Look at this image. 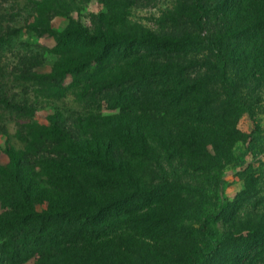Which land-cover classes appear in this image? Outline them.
I'll return each mask as SVG.
<instances>
[{
	"label": "trees",
	"instance_id": "16d2710c",
	"mask_svg": "<svg viewBox=\"0 0 264 264\" xmlns=\"http://www.w3.org/2000/svg\"><path fill=\"white\" fill-rule=\"evenodd\" d=\"M99 1L118 14L100 13L92 32L76 23L65 33L45 29L58 43L53 68L46 74H21L36 95H6L0 82V135L18 142L4 150L10 171L0 170V264L26 262L51 223L56 226L51 233L73 251L69 259L82 264H98L99 258L110 264H264V211L252 214L256 221L244 229L246 236L235 218L237 229L226 240L212 226L230 223L226 204L204 208L210 204L208 181L221 196L225 162L241 137L236 121L244 113L252 117L241 91H264V0H176L170 24L176 28L179 22H192L198 35L183 31L178 37L141 36L124 21L130 6L150 0ZM59 7L70 16L69 7ZM146 41L157 50L135 51ZM77 45L86 60L67 48ZM89 67L104 73L90 83L76 81ZM66 78L79 98L101 96L114 113L97 109L83 118L80 112L59 109L50 101L68 92ZM41 105L52 110L43 125L35 119ZM6 111L15 115L14 134L5 124ZM257 129L255 124L253 132ZM77 160L88 167L72 163ZM216 160L221 162L217 176L196 182ZM185 168L196 177L193 181L180 180ZM178 197L180 204L175 203ZM43 205L47 211H38ZM117 206L124 216L112 218ZM185 206L195 223L181 230L189 237L201 235L203 244L181 238L179 243L169 238L166 245L158 239L151 244L132 233L167 223L183 225ZM112 220L116 227L128 225V238L116 241Z\"/></svg>",
	"mask_w": 264,
	"mask_h": 264
},
{
	"label": "rangeland",
	"instance_id": "374dc122",
	"mask_svg": "<svg viewBox=\"0 0 264 264\" xmlns=\"http://www.w3.org/2000/svg\"><path fill=\"white\" fill-rule=\"evenodd\" d=\"M59 5L69 7V17L61 13L64 12V9H60ZM176 7V0H150L142 2L129 7L127 11L128 14L125 17L126 20L124 21L128 26H136L135 28L141 36H143L144 33L154 32L158 37H164L162 35H168V33L171 36L178 37L183 31L190 32L193 36H198L196 25L194 23L192 24V22L187 24L179 22L176 28L170 24L169 20L176 12ZM102 12L110 17H114L118 14L117 9L113 10L106 8L99 0H0V35L2 36L0 40V82H3L5 85L6 95H18V98L22 97V93L24 92L30 96L33 94L36 95L34 85L21 78L22 72L30 70L39 74H46L53 68V64L57 59L55 52L58 43L57 39L53 37L51 33H47L45 29H50L56 33H65L78 24L92 32L94 27H97L98 24L97 16ZM200 33L205 34L203 29H200ZM7 34L12 35L9 41H7ZM146 42L144 46H137L139 49L135 51L157 50V48L153 47L151 42ZM67 48L72 50V52L75 51L79 60H86V56L83 52L81 53L78 51L82 50L79 45L76 47L68 46ZM202 52L203 51L198 52V55L202 54ZM194 56H196V52H194ZM113 70L115 71L116 69L113 68ZM97 73L102 74L104 71L96 72L90 67L89 69H83V75L77 76L76 81H80L83 78L88 83L93 82L94 76ZM64 83V86H67L68 89L65 96L60 98L57 102L50 101L57 105L59 109L80 112L83 118L89 117L90 112L97 109L104 114L114 113L111 112L106 101H104L101 96H96L93 99L95 102H92L93 100L79 98L76 92L77 90L71 89L69 86L71 84L70 78H66ZM241 95L244 97V102L249 105L252 117L244 113L236 121L234 129L239 132L241 137L233 144L230 158L225 162L229 164H227L224 169L226 176L224 178L221 196L215 188V184L212 186V183L208 181L210 188L206 190V192L210 204L204 207L207 210L213 207V205L220 206L221 203L226 204L227 213L225 216H228L230 223L225 225L222 221H219L212 224L218 234H225L226 240L230 237V235H228L230 234L229 232L231 230H236L237 227L238 229L241 228V230H243V236H246L248 231L244 229L248 227L251 220L256 221L255 218L251 217L252 214L256 212L262 213V211H264V91L262 88H254V91L242 90ZM42 100L44 99L39 98V102ZM46 106L48 105H41L36 109L35 119L38 121V124H45L47 122V115L52 111ZM5 114L7 117H4V120L9 133H16L15 125L11 119V117L15 115L10 114L8 111H6ZM255 124L258 125V129L253 132ZM8 144L18 146L17 141L13 140L9 142L4 135H0V170H5V172L10 171L8 168L10 160L4 151ZM209 150L212 152L210 148ZM72 163L88 167L87 163L80 160ZM220 163L221 162L218 160L214 162L210 161L208 163L209 167L205 169V175L201 176V178L199 176L196 182L201 184L210 180L206 175L217 176L216 169ZM179 173L180 180L184 182H191L196 178L192 171L186 168ZM80 197V194L76 196L77 199H80ZM180 198L184 199V196ZM180 198L178 197L175 203L180 204L182 202ZM144 205L143 203L137 207L142 208ZM37 207L38 206L35 208ZM121 209L120 206L115 207L111 211V217L119 218L124 216L122 212H119L121 215H118V211ZM184 209L186 212V221H183V225L182 222H179V227L178 225L167 223L161 226L155 225L147 229L144 228L145 230L142 227V231L137 230L135 232L132 231V233L142 239L150 240L151 244H158L161 242L166 245L164 239L169 240V238L172 242L176 243L181 242V239H186L190 241V244L197 243V241L203 244L204 242L201 241V235H196L195 232L192 233L191 237L183 234L186 226L195 223L193 222V220L195 221L194 218L189 219L188 217L192 214L190 206H185ZM37 210L40 212L47 211L46 205H43L41 208L38 207ZM0 215H4L1 207ZM46 215H48V212ZM131 215L135 216L133 213ZM235 218L239 219L237 227L236 222L233 221ZM259 219L260 218H258L257 221H259ZM50 220L52 221V219ZM112 224V230L114 234L117 235L115 236V238H117L116 241H120L119 238H128L131 234V230L125 228L128 226L126 223L120 222L119 224L121 225L116 227L115 225H118V223L112 220ZM50 227L51 228L48 229L45 228L41 234V239L38 241V246L35 249L34 255L22 264H42V262L46 261H51L54 264H82L79 260L69 259L74 257L73 251L68 248L69 246L67 244H64L65 240L62 238L60 239L61 236L51 233L56 226L54 225L52 228L51 223ZM182 227L183 231L181 230ZM159 231H161L162 234ZM182 234L187 237L183 238V236H181ZM235 235L236 233H234L232 237H235ZM55 238L59 240L54 241ZM191 238L195 239L196 242H192ZM221 238L215 239L216 243L220 242ZM31 239L32 238H28L29 241H32ZM154 239H158L160 242H154ZM232 241L231 244L236 242ZM58 261L59 263H57ZM98 264L110 263L107 260H101L99 258Z\"/></svg>",
	"mask_w": 264,
	"mask_h": 264
}]
</instances>
